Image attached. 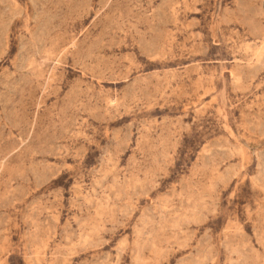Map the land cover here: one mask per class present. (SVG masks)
<instances>
[{"label": "rangeland", "instance_id": "obj_1", "mask_svg": "<svg viewBox=\"0 0 264 264\" xmlns=\"http://www.w3.org/2000/svg\"><path fill=\"white\" fill-rule=\"evenodd\" d=\"M0 264H264V0H0Z\"/></svg>", "mask_w": 264, "mask_h": 264}]
</instances>
